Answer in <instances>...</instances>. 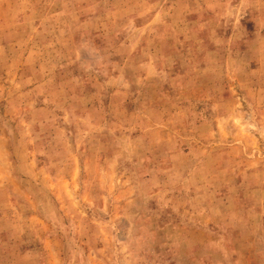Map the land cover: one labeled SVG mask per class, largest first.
<instances>
[{
  "label": "rangeland",
  "instance_id": "374dc122",
  "mask_svg": "<svg viewBox=\"0 0 264 264\" xmlns=\"http://www.w3.org/2000/svg\"><path fill=\"white\" fill-rule=\"evenodd\" d=\"M0 264H264V0H0Z\"/></svg>",
  "mask_w": 264,
  "mask_h": 264
}]
</instances>
